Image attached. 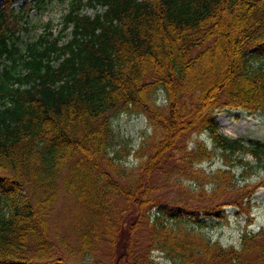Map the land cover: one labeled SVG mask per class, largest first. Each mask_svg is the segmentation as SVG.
<instances>
[{"label":"trees","instance_id":"obj_1","mask_svg":"<svg viewBox=\"0 0 264 264\" xmlns=\"http://www.w3.org/2000/svg\"><path fill=\"white\" fill-rule=\"evenodd\" d=\"M17 1L0 5V60L12 62L0 72V264H66L49 235L61 183L99 223L69 250L73 264H105L101 246L108 264H160L156 251L173 264H264V232H245L239 247L203 232L200 213L221 218L228 202L174 205L176 197L159 195L171 181L156 183L172 164L177 184L197 181L185 191L191 202L210 184L212 201L231 194L252 220L264 180L240 186L232 167L264 171V141L227 135L216 113H264V0H74L68 34H43L24 48L28 11L45 0ZM119 112L143 114L152 128L131 165L113 127ZM195 133L213 149L199 138L187 146ZM217 151L225 168H192Z\"/></svg>","mask_w":264,"mask_h":264},{"label":"rangeland","instance_id":"obj_2","mask_svg":"<svg viewBox=\"0 0 264 264\" xmlns=\"http://www.w3.org/2000/svg\"><path fill=\"white\" fill-rule=\"evenodd\" d=\"M74 0H45V3L40 7H33L28 11L29 15L25 21L23 29L20 31V39L18 40L19 46L25 47L27 43L37 40L43 34H51L50 36H58L62 34L65 36L69 33L70 28L64 30V17L71 9ZM24 0H18L13 4L15 8H19ZM3 0H0V5ZM83 13L94 15L95 10L91 7H84L82 9ZM262 60L253 61L258 64ZM264 64V58L261 62ZM12 64L11 59L4 57L0 60V72L3 71L6 66ZM216 119L219 123L220 129L231 137H242L245 139H260L264 141V113L256 112L252 113L245 109L236 108H226L222 111L216 113ZM113 127L115 133L117 134L119 143L125 141V145L129 150V155L127 157V163L133 164L135 162L134 157L131 156V152L137 149L143 139L145 134H151L152 128L149 125L148 119L145 115L140 113H129V112H119L114 113L112 117ZM204 139L206 145L209 149H213V143L205 134H193L191 136H186L185 141L187 146L191 144L194 139ZM189 148V147H188ZM172 157V156H171ZM178 155L174 151V157L177 158ZM247 160H250L249 155L246 156ZM185 166L190 164V162H185ZM184 164H181L182 166ZM172 167L174 165L170 164ZM233 172L235 175L234 181L236 184L243 186L245 183H255L260 180H264L263 169L253 167L249 170L250 174L245 175L244 168L239 163L233 165ZM225 160L221 157L219 151H217V156L213 160L195 162L192 168L203 169V172L212 173L216 172L220 168H225ZM248 167V166H247ZM171 169L165 167V172L168 170V174L164 176H157L156 183L158 186L163 185L165 181H171V184H166L165 188L160 190L161 197L163 199L177 198L176 204H185L189 202V208L204 209L205 206H214L220 201L228 202L223 206L224 212L221 218L213 215H205L204 212L200 213V220L206 222L203 232L212 241H218L225 246L234 245L239 247L241 244V238L245 232L257 233L264 232V181L263 186L257 188L255 194L252 197V206L250 207V213L252 220L248 219L247 213L242 212L237 205L233 204V195L228 194L219 200L211 199L210 196V184L204 186V194L206 195L202 198L200 203L191 202L192 194H185L186 190L190 189L194 191L193 188L198 185L197 181L190 179L189 177H183L181 182L178 184L174 181L176 178L173 175ZM184 169V168H183ZM174 173V172H173ZM174 179V180H173ZM174 181L175 183H172ZM197 190H200L199 188ZM199 192V191H197ZM195 192V193H197ZM184 194V195H183ZM2 193L0 192V197ZM214 197V196H213ZM179 200L182 203H179ZM202 204V205H200ZM205 204V205H204ZM199 206H201L199 208ZM157 206L150 207V212L153 215L158 210ZM209 208V207H208ZM91 213L88 207L76 199L75 195L68 193L64 190L63 184L61 183V188L59 192L58 200L56 201L51 214L49 215V235L50 239L54 242L55 246L59 248L63 254V259L58 261L59 263L73 264L75 257L69 252V250H74V253L80 245L81 236L84 231L88 229L89 226H97L99 223L90 218ZM193 217L188 216L192 226ZM192 220V221H191ZM97 230V227H95ZM107 253L106 246H101L98 256L108 264L109 257L103 254ZM155 259L160 264H173L167 260L160 252L153 253ZM76 262V261H75ZM77 263V262H76ZM90 264H99L91 261Z\"/></svg>","mask_w":264,"mask_h":264}]
</instances>
